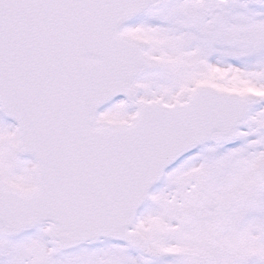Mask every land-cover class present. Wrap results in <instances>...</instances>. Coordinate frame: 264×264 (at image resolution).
I'll return each instance as SVG.
<instances>
[{
  "label": "snow or ice",
  "instance_id": "obj_1",
  "mask_svg": "<svg viewBox=\"0 0 264 264\" xmlns=\"http://www.w3.org/2000/svg\"><path fill=\"white\" fill-rule=\"evenodd\" d=\"M0 264H264V0H0Z\"/></svg>",
  "mask_w": 264,
  "mask_h": 264
}]
</instances>
